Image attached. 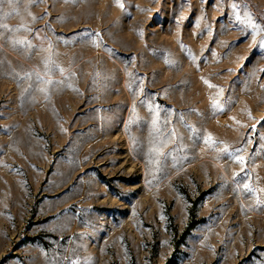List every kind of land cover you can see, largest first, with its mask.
Returning a JSON list of instances; mask_svg holds the SVG:
<instances>
[{
    "label": "rangeland",
    "instance_id": "1",
    "mask_svg": "<svg viewBox=\"0 0 264 264\" xmlns=\"http://www.w3.org/2000/svg\"><path fill=\"white\" fill-rule=\"evenodd\" d=\"M0 264H264V0L0 4Z\"/></svg>",
    "mask_w": 264,
    "mask_h": 264
},
{
    "label": "snow or ice",
    "instance_id": "2",
    "mask_svg": "<svg viewBox=\"0 0 264 264\" xmlns=\"http://www.w3.org/2000/svg\"><path fill=\"white\" fill-rule=\"evenodd\" d=\"M3 2L11 3L12 0H0V4H2ZM37 2H42V0H37ZM238 7H239V6H238L237 4H233V9H234V10L238 9ZM34 19H35V18H34ZM236 20H237V21L240 20V15H239L238 12H237V15H236ZM252 26L255 27L254 24H253ZM4 27H7V26L5 25ZM88 35L90 36L91 33H88ZM16 43H17V44H24V43H26V42H24V41H16ZM29 46H31V45H29ZM47 64H48V62L46 61V62H45V66H46V68H47ZM60 71L63 72L64 70H63V69H60ZM32 75H33L32 73H26V74H25V78H29V79H30V78L32 77ZM37 79H43V78L37 76ZM49 83H51V81H49ZM173 135H174V133H173ZM205 143H206V144L212 143L211 138H209L208 140H205ZM222 151H224L225 153H227V152H228V149L225 148V149H223ZM234 159H236V160H237L239 163H241V164L244 163V160H243V157H242V156H235ZM244 188H245L246 190H248V191H253V192L255 191L254 189H251L250 186H249L248 184H245V185H244Z\"/></svg>",
    "mask_w": 264,
    "mask_h": 264
}]
</instances>
